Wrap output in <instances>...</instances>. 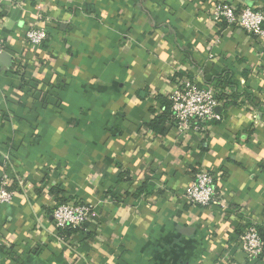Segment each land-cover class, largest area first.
<instances>
[{
    "label": "crops",
    "instance_id": "0c3cea01",
    "mask_svg": "<svg viewBox=\"0 0 264 264\" xmlns=\"http://www.w3.org/2000/svg\"><path fill=\"white\" fill-rule=\"evenodd\" d=\"M216 1H1L0 264H264L236 243L249 222L264 238V37L215 22ZM180 78L228 89L220 121L149 126ZM199 167L208 207L181 198ZM60 201L91 206L81 229L55 228Z\"/></svg>",
    "mask_w": 264,
    "mask_h": 264
},
{
    "label": "built area",
    "instance_id": "2783aa9c",
    "mask_svg": "<svg viewBox=\"0 0 264 264\" xmlns=\"http://www.w3.org/2000/svg\"><path fill=\"white\" fill-rule=\"evenodd\" d=\"M211 17L217 23H225L264 37V7L255 9L248 5L238 6L219 0L212 7ZM46 38L47 29L44 24L32 26L25 32V41L30 45H40ZM5 50L6 45L0 38V54ZM16 65L12 63V69H17ZM221 93L229 94L228 89H222L219 83L214 87H203L189 79H178L167 95L171 112V122L168 123L180 133L201 132L207 123L221 120V114L217 112V108L224 102L218 97ZM252 113L255 121L259 112ZM11 180L7 172L0 176V205L10 203L13 198ZM17 182L22 183L21 180ZM181 198L190 205L211 206L217 199L214 174L202 167L197 168ZM91 210V206L82 201L56 203L51 211L53 224L59 231L68 228L81 229L89 219ZM236 243L248 260L257 259L263 254L264 239L254 222L245 225Z\"/></svg>",
    "mask_w": 264,
    "mask_h": 264
},
{
    "label": "trees",
    "instance_id": "16d2710c",
    "mask_svg": "<svg viewBox=\"0 0 264 264\" xmlns=\"http://www.w3.org/2000/svg\"><path fill=\"white\" fill-rule=\"evenodd\" d=\"M218 97L220 99H228V95H225L223 93L219 94ZM165 101H166V107L165 109L163 110V112L160 114V116L156 117L151 123H150V127L154 130H162V128L160 126L163 125V123L166 121L167 123L168 122H171L170 120V101L168 100L167 96L165 97ZM172 125V124H171ZM63 202V201H62ZM61 201L58 202V203H62ZM258 228V227H257ZM66 229L62 230V231H65ZM60 231V232H62ZM258 231L261 235V237L263 238L262 234H261V231L259 230L258 228ZM264 239V238H263Z\"/></svg>",
    "mask_w": 264,
    "mask_h": 264
},
{
    "label": "water",
    "instance_id": "95a60500",
    "mask_svg": "<svg viewBox=\"0 0 264 264\" xmlns=\"http://www.w3.org/2000/svg\"><path fill=\"white\" fill-rule=\"evenodd\" d=\"M2 57H4V58H6V57H7L6 61H8V62H6V61H5V62H6L5 64H7V65H8V64H9V60H8V59H9L10 57H8V56L6 55V53H5V52H4V53H2V54H0V59H2Z\"/></svg>",
    "mask_w": 264,
    "mask_h": 264
}]
</instances>
